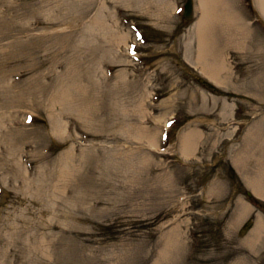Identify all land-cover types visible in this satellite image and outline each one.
I'll return each instance as SVG.
<instances>
[{
	"label": "rangeland",
	"instance_id": "rangeland-1",
	"mask_svg": "<svg viewBox=\"0 0 264 264\" xmlns=\"http://www.w3.org/2000/svg\"><path fill=\"white\" fill-rule=\"evenodd\" d=\"M42 1L0 0V25L17 15L27 26L5 39L16 55L0 26V264H264V226L248 243L264 222V197L249 179L262 154L251 144L248 171L235 163L248 132L260 126L264 139L260 9L252 0L233 7L248 36L242 49L223 48L228 88L198 64L190 22L175 12L186 0H168L160 14L127 0ZM103 3V22L121 42L109 43L111 33L94 23ZM52 116L65 126L61 138ZM191 129L202 137L183 155L179 142ZM67 150L74 168L61 183ZM173 229L179 247L162 260Z\"/></svg>",
	"mask_w": 264,
	"mask_h": 264
},
{
	"label": "bare ground",
	"instance_id": "bare-ground-1",
	"mask_svg": "<svg viewBox=\"0 0 264 264\" xmlns=\"http://www.w3.org/2000/svg\"><path fill=\"white\" fill-rule=\"evenodd\" d=\"M4 1L8 2L9 0H4ZM127 1H130L132 4L136 6L139 5L142 9H144L147 12L148 11L151 12V9H154L153 12L156 13L157 11L158 14L162 12L165 13L166 11H168V8H170V2L168 0H127ZM227 1L228 0H198L199 10L201 11L200 16L197 22L193 23L190 26L189 31H191L190 36H193V37L195 36L197 40L198 50L196 53L198 56L197 57L198 64H200L203 67L202 68L203 73L206 74L208 78H210L214 83L218 85L223 84L227 86L228 88H231L229 75H224V72L227 71V69L224 63V59L222 57L226 49L223 50V48L224 46L228 44L237 45L240 49L244 48L246 40H247L246 38L248 36L247 34L248 32H246L245 30H241V29H244V27L240 26L237 22L239 21L242 24L243 21L233 11V7L238 6L240 1L239 0H229L228 2ZM42 2L46 3V5H48L49 7L50 5L54 3V0H43ZM254 2H255V6L258 9H260V11L264 15V0H254ZM106 4L107 3L100 4L97 17L94 19L95 20L94 23H97V24L101 23L102 26H105L104 30L111 33L110 34L111 39L109 40V43H112L113 41L121 42L124 40L125 37L118 32L111 31L110 27H107L106 23L103 22L104 14H103L102 8H105ZM11 8L13 9V7L9 6L8 11H10ZM45 14L47 15V21L50 19L48 23L52 24V20L49 14L48 13H45ZM14 18L15 20H12V19L4 20L3 19L2 24L0 26H2L3 29H5V31H3V37H2L4 38L3 41H6L7 47H10L9 49L10 53L13 55H16L18 53L15 50V43H13L10 46L9 41L5 39H10V35H12L14 31L20 32L26 29L27 26L24 24H21L20 22H17L18 21L17 19L19 18L17 15ZM8 20L10 21L9 23L7 22ZM39 25L42 27L44 23L42 21L36 20L34 27L37 28ZM6 28L8 29L6 30ZM92 30H95V28H92ZM191 40H193V42L196 41L194 40V38ZM220 41H223V43ZM190 46L191 44H189V55H190V51H192L191 49L192 47L190 48ZM19 57H22V54ZM67 90L68 89L61 88L59 89V93H58V95L61 96V99L64 100L65 102L69 100V98L67 97L70 96L69 94H67ZM142 101L143 99L141 98L140 104H142ZM165 103L169 104L170 102L167 101ZM114 105L115 103L113 104V106ZM29 110H32V108L30 107ZM113 110L115 111V108ZM86 111H87L86 106H84V108L81 109L80 112H78L79 118L80 120L83 121V123L86 122V117H87L85 116ZM51 124L53 127V135H55L57 138H61L62 131H64L65 129V126L63 125L62 121L60 120L58 121L56 117L52 116ZM116 126H117V123L114 122V120L111 122V126H108L112 134H114L113 132H115ZM259 130H260V126H258V128L256 129L253 128V130L250 133L248 132L247 138H248V141L250 142L246 146V149L244 150V152L239 153L236 156L235 163L237 164L239 169L242 170L243 172L244 165L248 163V159L251 156L247 154L249 146L251 144H252V147L255 148L253 149V151L256 157L262 154L260 158L255 159L257 163H260V165L262 164V167L259 165L258 166L259 170H257L256 173L250 176L249 179H250L251 186L253 187L254 191L258 195L264 197V175L262 174V170L264 171V167H263L264 139H261V141L259 140L260 136L261 138H263L262 134L259 133ZM145 134L146 135L148 134V130H145ZM149 134H150L149 135L150 139L155 138V135H156L155 133L153 134L149 133ZM201 137H202V134L195 129L194 130L191 129L189 131L184 132L179 142L181 153L183 155H190L191 153H193L194 150L197 148L196 146L198 144V140L201 139ZM254 143H257V144L254 145ZM262 148L263 150H261ZM68 157L69 158L73 157V153L70 150H67L59 158L60 167H61L60 174L62 176L60 179L61 183L63 182V180L64 182L69 181L68 180L69 175L71 174L72 169L74 168V165H72ZM21 168L23 167L21 166ZM245 169L246 167L244 168V172L245 171L247 172L248 170H245ZM263 224H264L263 220L261 218H258L256 232L254 233V237L250 239L248 243L250 242L251 244H253L259 241V237H260L259 232L262 226H264ZM180 239H181V234L178 232L177 229H173L169 231V234L166 238L167 242L164 245L165 249L160 255L161 256L160 259L163 258L162 260H164V257L167 258L168 252L173 251L174 249H177L179 247L178 243L180 242Z\"/></svg>",
	"mask_w": 264,
	"mask_h": 264
},
{
	"label": "water",
	"instance_id": "water-1",
	"mask_svg": "<svg viewBox=\"0 0 264 264\" xmlns=\"http://www.w3.org/2000/svg\"><path fill=\"white\" fill-rule=\"evenodd\" d=\"M191 11H192V0H188V3L186 5V18H188L191 15Z\"/></svg>",
	"mask_w": 264,
	"mask_h": 264
}]
</instances>
